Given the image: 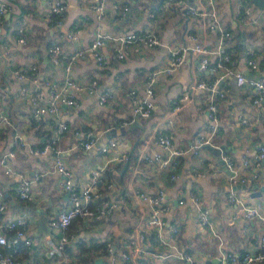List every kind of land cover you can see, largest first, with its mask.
I'll list each match as a JSON object with an SVG mask.
<instances>
[{"label": "crops", "instance_id": "obj_1", "mask_svg": "<svg viewBox=\"0 0 264 264\" xmlns=\"http://www.w3.org/2000/svg\"><path fill=\"white\" fill-rule=\"evenodd\" d=\"M0 1L11 7L0 20V106L13 122L0 136V157L5 150L13 149L17 155L15 170L42 175L33 185V198L24 200L18 195V176L5 173L0 164V189L7 203L5 218L25 216L28 235L33 238L31 246L21 244L18 248L17 256L23 264H58L64 260V255L52 252L63 234L69 236L67 264H218L221 250L236 254L258 250L264 222L259 218L248 220L229 195L234 190L245 202L264 203V160L241 166L239 171L246 181L232 185V170L223 158L228 154L239 160L242 154L250 155L264 144V100L256 104L255 89L248 84L239 86L234 74L242 72L248 78H258L264 73V10L255 0H247L248 10L243 0H216L220 26L232 32L227 49L232 52L228 66L234 72L220 81L227 96L215 98L220 130L214 143L219 146L204 145L197 153L191 149L183 154L177 180H171L168 171L151 158L161 151L156 143L159 134L169 133L175 146L190 148L198 135L206 133L210 96L194 84L200 80L211 82L218 73L199 71V55L193 50L195 40L191 35L209 47L218 40L201 14L187 10L193 7L199 13L205 12L208 0H105L102 18L92 7L101 0H62L65 10L61 16L52 14L49 0ZM126 5L129 9L124 11ZM99 28L111 35L132 28L151 30L162 43L154 48L130 44L125 58H119L116 40L108 38L101 49L105 63L100 66L89 49ZM21 29L25 31L21 33ZM23 34L25 42L21 43ZM67 34L75 37L67 38ZM55 42L62 50L58 61L50 54ZM180 47L188 48L185 63L173 74L159 78L152 115L134 116L130 90L142 88L148 72L166 65L170 49ZM81 49L83 55L68 70L71 55ZM248 58L256 59L259 68H251ZM32 65L37 67L35 71ZM16 69L24 72L25 79L16 76ZM225 72L219 69V76ZM69 77L82 86L74 90L77 104L59 103L56 113L36 115L31 97L42 91V103H46ZM92 79L98 80L94 93L87 86ZM102 90L114 95L105 105L98 103ZM185 95L188 98L180 101ZM178 101L181 108L176 110ZM240 116L248 119L246 124L239 121ZM62 122L69 129L60 132ZM88 139L93 145L85 148ZM112 140L116 146L103 152L102 147ZM46 141L60 150L79 188L93 186L97 196L92 206L113 203L104 216L78 217L65 231L50 226V218L70 206L71 199L63 187V175L55 170L56 153L39 155L33 151ZM159 188L166 190L169 207L164 229L160 234L150 231L142 249L130 252V258L124 260L126 243L144 230L151 214V205L140 193H155ZM191 193L204 199L211 224L201 225L198 221ZM181 199L184 204L179 203ZM173 227L177 228L174 234ZM7 235L9 239L13 236L11 232ZM169 242L191 254L193 260L168 255Z\"/></svg>", "mask_w": 264, "mask_h": 264}, {"label": "built area", "instance_id": "obj_2", "mask_svg": "<svg viewBox=\"0 0 264 264\" xmlns=\"http://www.w3.org/2000/svg\"><path fill=\"white\" fill-rule=\"evenodd\" d=\"M208 2L209 9L205 12L199 13L193 7L187 10L193 15L201 14L204 17L206 26L217 35L218 40L215 46L209 47L200 42L198 36L191 35V38L195 40L193 50L199 55V71H212L218 73V76H216V78L211 82L200 80L194 84V87L206 89L209 92L210 99L206 108L208 126L206 133L198 135L194 144L190 148L175 146L173 143V136L169 133H162L156 136V143L161 148V151L155 153L154 156H152L151 161L158 163L161 169L167 170L171 180L178 179V168L181 163V157L187 151L193 149L197 153L205 144L215 145L216 147L219 146L214 143V138L220 130V119L215 98H225L227 96L228 91L226 88L220 87V81L224 78V76L234 73L228 66V63L232 59V52L227 49V40L232 36V32L220 26L221 22L216 0H208ZM243 2L246 5L247 10L250 9L249 2L247 0H243ZM49 3L52 14L54 13L56 16H61L63 14L65 4L62 0H49ZM105 5V0H101L92 6L93 9L98 11L100 18L104 15ZM128 9L129 7L127 5L124 6V11ZM10 11V5L5 1H0V20ZM24 31V29H21V33ZM66 37L73 38L75 37V34H67ZM108 38L116 40V51L119 58H125L130 44H142L147 48H154L162 43L157 33L151 30L132 28L119 34L111 35L99 28L95 32L89 49L95 54L100 66H103L105 63L101 49L105 46ZM19 41L21 43L25 42V34L20 36ZM187 51V47L171 48L167 64L152 68L147 74L145 85L142 88L134 87L130 90V95L133 100L134 116L148 118L152 115L155 108V88L159 78L162 76H169L176 72L185 63ZM61 53V44L55 42L50 49L51 58L58 61ZM83 53L84 50L81 49L71 55L66 66L68 70H71L77 58L82 56ZM247 61L251 68H259V63L256 59L248 58ZM31 69L35 71L37 67L32 65ZM219 69H225L226 72L224 75L219 76ZM15 74L19 79H25V75L22 70L16 69ZM234 74L236 76V82L239 86L248 84L255 89L257 94L253 98V101L256 104L261 105L264 100V73L258 78H248L242 72H236ZM87 86L90 89L89 92L94 93L98 86V80L92 79ZM81 88L82 86L80 84L69 77L65 80L59 90L52 93L46 103H42L43 92H36L31 97L36 115L42 116L56 113L59 103L69 105L77 104L74 90ZM113 97L114 95L110 90H102L99 92L98 103L99 105H105L108 102H111ZM186 98H188L187 95H185L180 101ZM180 101L175 104L176 110L181 108ZM199 108H201V106H199ZM239 121L242 124H246L248 119L244 116H240ZM12 125L13 122L10 116L0 106V136L4 129ZM68 129L69 125L65 122H62L59 126L60 132ZM16 136L18 137V141H21V136ZM92 145V139H88L84 142L85 148H90ZM115 146L116 142L112 140L108 145L102 147V151L108 152L110 148ZM33 151L39 155L56 153L54 157L55 170L63 175V187L70 194L71 205L67 208L59 210L55 216L50 218L49 224L51 227L65 231L76 218L85 216L102 217L106 214L107 208L114 206L113 203H107L104 207L99 208L92 206V202L97 196L93 186L87 185L83 188H79L75 184L72 170L63 160L60 150H57L56 146H54L52 142L46 141L42 148H37ZM16 156V152L13 149L5 150L0 157V164L3 166L5 173L16 174L18 176L19 183L17 191L19 197L24 200H30L33 198V185L41 180L42 175H29L15 170L14 164L16 163ZM223 158L228 168L232 170L229 177L231 184H236L239 181L245 182L246 178L241 176L239 168L241 166L247 167L252 163H261V161L264 160V144L260 145L259 149L250 155L248 153L242 154L239 160L234 159L228 154L224 155ZM98 176L99 171H94V177L97 179ZM140 196L151 205V214L146 220L144 230L139 231L137 237L130 239L126 243V250L122 252V258L124 260L130 258V252L142 249L143 242L147 239V235L150 231L156 230L159 234L162 232L166 224V215L169 214V207L166 204V190L164 188H159L155 193L142 192L140 193ZM229 197L232 201L237 202L242 207L245 217L248 220L259 218L264 222V203L245 202L236 196L234 190H231ZM190 201L197 210V218L201 225L211 224L209 210L206 207L202 196L197 193H191ZM184 202L185 201L183 199L179 200L180 204H184ZM6 211L7 203L5 200V192L0 189V264H23L17 256L18 248L21 244L31 246L33 243V238L28 235V221L25 216H16L7 220L5 218ZM8 232H11L13 235L11 239H9L7 235ZM176 232V227L171 228L172 234ZM68 241L69 236L67 234H63L59 242L52 246V252L64 255V260H61L58 264H67L65 250L66 243ZM163 242L166 243L165 238H163ZM169 243H171V249L169 250L168 255L177 256L181 259H187L190 261L193 260L191 254L184 250H179L176 245H173V242ZM12 245L17 247L10 251L6 249V247L9 248ZM218 257V264H264V233L259 239L258 250L247 251L242 254H236L233 251L221 250L220 256ZM35 264H41V262L37 261Z\"/></svg>", "mask_w": 264, "mask_h": 264}, {"label": "water", "instance_id": "obj_3", "mask_svg": "<svg viewBox=\"0 0 264 264\" xmlns=\"http://www.w3.org/2000/svg\"><path fill=\"white\" fill-rule=\"evenodd\" d=\"M255 3L260 7V8H262L263 10H264V0H255ZM206 146H210L211 147V145H209V144H205ZM204 146V145H203ZM218 152H220V151H218ZM222 153V152H221ZM263 188V187H262ZM258 194H259V192H258ZM216 262L218 263L219 262V259H218V261L216 260Z\"/></svg>", "mask_w": 264, "mask_h": 264}]
</instances>
